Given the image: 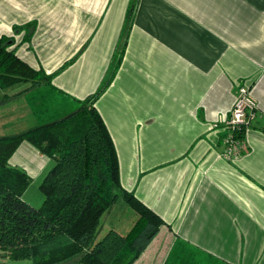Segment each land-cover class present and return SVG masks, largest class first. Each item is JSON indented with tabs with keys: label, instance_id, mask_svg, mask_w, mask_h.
I'll use <instances>...</instances> for the list:
<instances>
[{
	"label": "crops",
	"instance_id": "0c3cea01",
	"mask_svg": "<svg viewBox=\"0 0 264 264\" xmlns=\"http://www.w3.org/2000/svg\"><path fill=\"white\" fill-rule=\"evenodd\" d=\"M130 10L121 60L94 105L122 186L165 221L134 264H165L178 236L205 251L206 264L210 255L216 264H264V0H0L8 49L56 72V90L0 88L4 136L41 123L43 88L57 98L46 117L95 93ZM241 82L258 109L249 151L231 162L221 156L223 127L213 125L229 116ZM52 161L23 142L11 164L31 177Z\"/></svg>",
	"mask_w": 264,
	"mask_h": 264
},
{
	"label": "trees",
	"instance_id": "16d2710c",
	"mask_svg": "<svg viewBox=\"0 0 264 264\" xmlns=\"http://www.w3.org/2000/svg\"><path fill=\"white\" fill-rule=\"evenodd\" d=\"M7 41L0 37V88L29 82L31 88L55 89L52 80L56 72L34 69L14 49H8ZM45 88L39 91L43 103L34 108L40 118L45 116L41 123L0 136L1 256L30 259L33 264H61L72 259L74 264H134L165 221L122 186L115 144L94 105L104 90L75 99L72 110L46 117L57 98L54 100L55 94L46 93ZM23 142L54 162L40 184L44 201L39 207L22 197L31 177L25 169L11 164ZM120 198L135 210L137 219L125 233L111 228L95 242L102 214ZM177 246L165 264H206L197 255H186L190 251L182 242ZM209 257L207 263L218 262Z\"/></svg>",
	"mask_w": 264,
	"mask_h": 264
},
{
	"label": "rangeland",
	"instance_id": "374dc122",
	"mask_svg": "<svg viewBox=\"0 0 264 264\" xmlns=\"http://www.w3.org/2000/svg\"><path fill=\"white\" fill-rule=\"evenodd\" d=\"M132 5H134V3ZM128 14H129L127 17L128 21L125 24L123 34L121 35V40L119 44L116 46L114 55L112 57V65L109 69L108 74L106 75L105 79L103 80V82L101 83L100 87L97 90L99 89L105 90L107 88L108 83L112 79L113 70L117 67L118 62L121 60L122 47L125 41L126 31L128 29V26L131 24L129 20L131 10L129 11ZM3 131H4L3 128H0V136L5 135ZM51 165H53V161ZM48 170L47 171L42 170L38 173H34L31 176V181H30L28 188L22 195L23 199L27 201L28 203H30L31 205H33L34 207L41 206L44 201V194L42 190L40 189V184L45 174L48 172ZM137 217L138 216L135 210L131 206H129L122 198H120L111 210H108L102 214L101 223H100V226L97 232L95 242L102 239L103 236L106 234V232L111 228H115L118 231L125 233L133 225V222L137 219ZM179 242H182L183 245H185V247L187 246L188 248L190 247L191 250L196 252V255L198 257H202L203 255H206L205 251L201 250L200 248L197 249L196 246H191L188 242H186L179 236L174 241L172 248L174 246L178 247L177 244ZM210 256H213V255H210ZM73 262L74 260L72 259L68 262L61 263V264H74ZM0 264H33V263L30 259L12 260L9 258H5V257H2L0 253Z\"/></svg>",
	"mask_w": 264,
	"mask_h": 264
},
{
	"label": "built area",
	"instance_id": "2783aa9c",
	"mask_svg": "<svg viewBox=\"0 0 264 264\" xmlns=\"http://www.w3.org/2000/svg\"><path fill=\"white\" fill-rule=\"evenodd\" d=\"M258 104L251 92V87L240 83L235 101L228 117L219 116L214 127H223L222 157L227 161H236L249 151L247 133L257 116Z\"/></svg>",
	"mask_w": 264,
	"mask_h": 264
}]
</instances>
